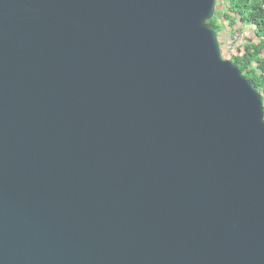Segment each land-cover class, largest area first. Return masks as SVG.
Segmentation results:
<instances>
[{"label": "water", "instance_id": "95a60500", "mask_svg": "<svg viewBox=\"0 0 264 264\" xmlns=\"http://www.w3.org/2000/svg\"><path fill=\"white\" fill-rule=\"evenodd\" d=\"M217 0H0V264H264V105Z\"/></svg>", "mask_w": 264, "mask_h": 264}, {"label": "trees", "instance_id": "16d2710c", "mask_svg": "<svg viewBox=\"0 0 264 264\" xmlns=\"http://www.w3.org/2000/svg\"><path fill=\"white\" fill-rule=\"evenodd\" d=\"M220 1L224 9L219 11V4L216 3L215 13L207 24L216 32L224 22L232 26L238 20L249 26L250 31L244 37V42L229 59L259 91L264 105V0Z\"/></svg>", "mask_w": 264, "mask_h": 264}, {"label": "rangeland", "instance_id": "374dc122", "mask_svg": "<svg viewBox=\"0 0 264 264\" xmlns=\"http://www.w3.org/2000/svg\"><path fill=\"white\" fill-rule=\"evenodd\" d=\"M217 3L219 4V11L223 10L222 2L219 0ZM246 33H249L247 24H241L238 20L232 26L227 22L222 24V27L217 31V35L221 54L224 58L229 59L233 52H237L245 40Z\"/></svg>", "mask_w": 264, "mask_h": 264}, {"label": "built area", "instance_id": "2783aa9c", "mask_svg": "<svg viewBox=\"0 0 264 264\" xmlns=\"http://www.w3.org/2000/svg\"><path fill=\"white\" fill-rule=\"evenodd\" d=\"M249 31H250V28H249V26H248V32H249ZM245 35L247 36V35H248V33H246Z\"/></svg>", "mask_w": 264, "mask_h": 264}]
</instances>
